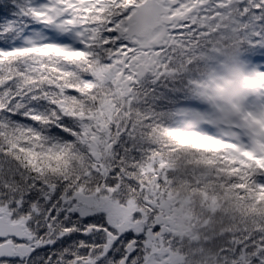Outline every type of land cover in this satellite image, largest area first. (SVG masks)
<instances>
[{
    "label": "snow or ice",
    "instance_id": "1",
    "mask_svg": "<svg viewBox=\"0 0 264 264\" xmlns=\"http://www.w3.org/2000/svg\"><path fill=\"white\" fill-rule=\"evenodd\" d=\"M201 259L264 264V0H0V264Z\"/></svg>",
    "mask_w": 264,
    "mask_h": 264
},
{
    "label": "trees",
    "instance_id": "2",
    "mask_svg": "<svg viewBox=\"0 0 264 264\" xmlns=\"http://www.w3.org/2000/svg\"><path fill=\"white\" fill-rule=\"evenodd\" d=\"M221 55L228 59H231L232 56H235L237 54V48L235 47L234 43L231 41L230 38L225 37L224 42L221 43V49H220ZM179 145L172 150L173 155L179 154L177 156V159L174 161L172 167L179 169V171L184 172L187 168H190L194 165H199L201 163H204V161L195 159L194 156H190L186 148L183 146H187V148L195 149L199 152H218L221 149H223L225 146L220 145L218 143H210L207 141H202L201 139L190 137V136H180L178 137ZM251 159V157H249ZM206 163L211 164L212 161H207ZM177 187L174 189L175 197L179 198L180 200L187 201L188 193L185 191V185L187 181H181L180 177L177 176L176 178ZM224 211L226 213H230V208H225ZM197 214L194 213L191 210V216L195 217ZM204 224L207 225L205 232L201 233L200 236L194 235V230L199 227L200 225L195 224L193 225V228L190 229L188 233L180 234L181 238L190 237L192 240L200 239V240H208L211 238V236L214 233V229L220 228V225L215 220H212L211 218L209 220L204 221ZM198 255L200 253H204L205 255L208 254V250L204 248H197L194 249ZM190 264H205L204 260H192L190 261Z\"/></svg>",
    "mask_w": 264,
    "mask_h": 264
},
{
    "label": "rangeland",
    "instance_id": "3",
    "mask_svg": "<svg viewBox=\"0 0 264 264\" xmlns=\"http://www.w3.org/2000/svg\"><path fill=\"white\" fill-rule=\"evenodd\" d=\"M235 56H232L231 59H228V60H233L235 58ZM202 141H204V140H202ZM176 199H177L178 203H180V205H181V208L178 209V212L186 211V216L182 220L179 233L180 234H184V233L186 234L190 231L191 228H193V225H194V223H192L193 217L191 216V209L187 208L186 201L180 200L177 197H176Z\"/></svg>",
    "mask_w": 264,
    "mask_h": 264
}]
</instances>
